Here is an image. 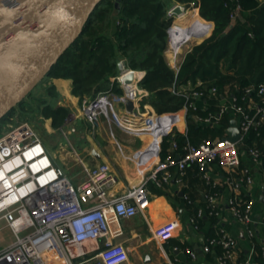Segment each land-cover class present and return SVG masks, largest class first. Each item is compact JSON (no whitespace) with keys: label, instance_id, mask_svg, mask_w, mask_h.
<instances>
[{"label":"built area","instance_id":"obj_1","mask_svg":"<svg viewBox=\"0 0 264 264\" xmlns=\"http://www.w3.org/2000/svg\"><path fill=\"white\" fill-rule=\"evenodd\" d=\"M168 15L176 16L170 15L169 11ZM206 23L209 26L207 29L211 30L212 23ZM179 26L171 22L165 49L166 59L175 71L196 42L189 36V30L180 34ZM130 72L135 73V70L124 62L113 80L122 83L123 77ZM202 85L199 79L186 85L173 82L170 87L172 94L184 98L180 109L161 113L142 112L136 114L134 121L117 120L114 105L127 97L132 98L137 89L135 84L125 89L124 94L107 89L98 92L92 99L84 97L80 109L91 127L97 124L100 115H105L117 121L130 135H159L155 147L158 150L163 138L173 135L177 129L174 118L166 115L181 114L186 121L191 116L203 126H219L224 115L235 119L240 132L237 140L227 138V133L207 136L196 143L190 142L186 136L181 146L172 140L171 146L178 151V156L171 152L159 159L153 164L149 178L156 180L157 173L166 172L172 166L177 167L183 176L187 167L196 165L201 178L215 187L218 180L211 178L208 167L212 163L218 164L226 171L225 183L231 190L232 195L228 199L230 211L243 224L251 247L236 264H257L253 258L259 241L256 232L258 220L253 214L254 196L250 189L256 182L257 173L264 185V139L261 148L256 144L248 145L246 140L253 131L259 135V127L264 124V83L246 86L240 99L228 93V89L224 90L227 96L222 99L219 88L211 87V96L219 99L213 111L208 109L213 105L200 88ZM147 94H141L139 99ZM198 99L201 103L196 102ZM197 109L206 112L195 113ZM191 110L193 114L189 113ZM183 133L187 135V127ZM83 172L84 179L73 185L65 169L55 164L40 135L29 122H22L0 136V264H122L128 260L127 247L115 238L122 233L120 221L143 212L147 206L145 182L129 189L124 195L109 197L107 190L116 180L109 164L83 165ZM214 195L208 196L209 214L217 213ZM202 213V209L197 210L198 215ZM193 218L192 222L195 221ZM172 229L173 224L169 222L155 232L163 238ZM6 232L11 237L6 236ZM236 245V238L221 228L217 236L207 239L201 252L206 253L212 246H220L222 250L217 254V262L226 264L232 258ZM83 247H90L95 254L78 260L80 253L76 250L81 251ZM259 247L260 255H264V245ZM186 252L191 259H197L194 249L188 247Z\"/></svg>","mask_w":264,"mask_h":264},{"label":"crops","instance_id":"obj_2","mask_svg":"<svg viewBox=\"0 0 264 264\" xmlns=\"http://www.w3.org/2000/svg\"><path fill=\"white\" fill-rule=\"evenodd\" d=\"M192 8L197 11V8ZM203 25L205 27V24ZM211 30L195 41L202 40L210 34ZM144 74L143 70H135V73H132V76L128 75L122 83L116 81L122 90L121 94H124L127 87H133L134 84L137 88L131 98L133 101L131 109H128L125 101L114 105L117 120L133 119L134 121L136 114L157 112L148 100L144 99L148 97L149 92L139 86ZM113 78L114 76L111 81H115ZM51 83L55 85L58 95L51 98L45 93L48 103L51 107L66 106L70 112L63 124L56 128L52 127L50 120L42 115L45 131L61 134L59 137L62 141L55 146L58 153H51L46 142L41 136L40 138L55 164L65 169L72 184L76 186L84 179L83 165L92 166L102 162L109 164L111 173L116 177L107 190L109 197L124 195L129 189L145 182L148 203L144 211L138 212L133 217L124 218L119 223L122 233L115 240L123 243L128 249V260L122 264H218L217 254L221 252V247L212 246L206 253L201 252V247L208 238L217 236L221 228L233 235L237 241L232 258L226 264H236L247 255L251 249L250 242L245 235L243 224L238 222L230 211L228 199L232 194L229 185L225 183L224 169L216 163L209 165L208 172L211 178L218 180L215 187L201 178L196 165L187 167L183 176L179 174L177 167L172 166L166 172L157 173L156 180L149 178L153 164L164 158L161 157L162 143L159 145V150L150 147L151 145L156 147L159 141L156 136H149L148 133H142L139 136L130 135L117 121L105 115H100L97 124L91 127L80 109L82 98L72 93V80L49 78L48 84ZM144 93L148 94L139 99ZM221 93L220 98L227 96L226 91L223 90ZM228 93L231 94L230 91ZM209 98L213 106L218 103L219 99L211 95ZM196 102L201 103V99ZM176 115V113L166 115L168 118H174V122L177 123V129L170 137L176 140V137L182 135L185 137V142L186 136L188 137V121L181 114ZM231 119L233 118H229L228 124L223 129V134L227 133L226 129ZM194 122L197 123L195 120ZM186 127L187 135L183 133ZM38 134L40 135L39 132ZM163 151L167 154L174 152L176 157L179 154L172 148L171 142ZM260 180V175L257 173L256 182L250 189L254 196L253 214L258 220L256 232L259 240L255 247L257 254L253 260L257 264H264V255H260L259 247L264 245V185ZM211 194H215L217 204L215 214L208 212V196ZM198 209H202L201 215L197 214ZM193 217L195 221L192 222ZM169 222L173 224L171 233L163 238L158 237L156 229H161ZM188 247L196 251L197 259H191L186 252ZM89 248L83 247L80 248L81 251L76 250L80 253L77 259L92 257L95 250ZM259 257H263L262 263L258 260Z\"/></svg>","mask_w":264,"mask_h":264},{"label":"trees","instance_id":"obj_3","mask_svg":"<svg viewBox=\"0 0 264 264\" xmlns=\"http://www.w3.org/2000/svg\"><path fill=\"white\" fill-rule=\"evenodd\" d=\"M177 2L186 8L193 2L198 17L210 21L213 27L209 35L191 46L175 71L164 53L168 43L167 29L172 20L168 11ZM231 12H234L233 18ZM197 33L191 30L189 36L196 38ZM120 60L133 70L145 71L139 86L149 92L144 99L158 113L179 110L183 104L184 98L170 91L173 82L186 85L199 79L207 98L211 95L210 88L215 86L219 88V97L228 87L240 99L246 86L264 83V1L101 0L82 32L46 77L71 79L72 93L80 98H93L108 88L121 94L117 82L111 81L119 73ZM44 90L51 98L58 95L53 83H47ZM39 103L43 106L42 115L54 128L63 124L70 112L63 105L51 107L45 96ZM208 109L213 111L215 106ZM11 111L5 117L10 116ZM204 111L197 109L195 113ZM189 113L193 114V110ZM229 118L224 115L219 126H203L188 117L189 141L196 143L207 136H222ZM259 131V135L252 132L246 140L248 145L262 147L264 124ZM175 139L180 146L184 144V136ZM172 140L170 136L163 138V150ZM163 150L161 157L167 155ZM258 260L262 263L263 257Z\"/></svg>","mask_w":264,"mask_h":264},{"label":"water","instance_id":"obj_4","mask_svg":"<svg viewBox=\"0 0 264 264\" xmlns=\"http://www.w3.org/2000/svg\"><path fill=\"white\" fill-rule=\"evenodd\" d=\"M100 1L0 0V120L46 76ZM183 13L179 3L169 10L170 15ZM123 64L118 63L119 69ZM125 103L132 108L130 97ZM229 124L227 138L235 141L240 137L236 120Z\"/></svg>","mask_w":264,"mask_h":264},{"label":"rangeland","instance_id":"obj_5","mask_svg":"<svg viewBox=\"0 0 264 264\" xmlns=\"http://www.w3.org/2000/svg\"><path fill=\"white\" fill-rule=\"evenodd\" d=\"M184 6V5H183ZM185 7V6H184ZM186 8V7H185ZM185 12L187 13L186 16H189L192 12L194 17H198L196 12L193 10L191 6L187 7ZM198 13V12H197ZM172 20L171 22L180 24V21L178 20V16H171ZM199 18V17H198ZM196 21V18L194 19ZM202 21V20H201ZM198 23V26L194 28L197 32L200 30L202 31V34L205 35L207 29L204 27L203 24L208 25L205 21H202L203 24L197 19L196 21ZM199 36V33H197ZM201 35V34H200ZM197 36V37H198ZM195 39V38H193ZM165 54V53H164ZM48 83V77L44 76L41 78V80L34 86V88L30 91L28 95L25 96V98L20 102L17 103L12 111L10 112V116H6L5 118L0 120V136L3 135L6 131L13 128L14 126H17L18 124L22 122H29L37 132L40 133V136L45 144H47V148L51 153H58L55 149V146L62 141V139L59 137L61 135L60 133H47L44 129V123L42 119V108L43 106L39 103V99L45 96V85ZM226 89L229 90L227 87ZM54 105V102L52 103ZM22 108V109H21ZM25 110V111H23ZM65 142V140H64ZM57 155V154H56ZM6 236L11 237V235L6 232Z\"/></svg>","mask_w":264,"mask_h":264},{"label":"bare ground","instance_id":"obj_6","mask_svg":"<svg viewBox=\"0 0 264 264\" xmlns=\"http://www.w3.org/2000/svg\"><path fill=\"white\" fill-rule=\"evenodd\" d=\"M186 12L185 13H183L182 15H180V17L178 18V20L180 21L179 23H181V26H179V27H177V29H178V32L180 33V34H184V32H185V30H189V31H193V30H195L194 28H196V26H198V23L196 22L197 21V19L200 21V22H202L201 21V19L200 18H198V17H194L193 16V14H192V12L190 13V15L189 16H186ZM193 18L195 19L196 18V21H194L193 20ZM203 23V22H202ZM207 26L208 25H205V27H206V29H207ZM209 27V26H208ZM196 31V30H195ZM209 32V29H207V31H206V33L205 34H207ZM199 36L198 37H196L195 39H198L199 37H201L202 35H204V34H202V31L200 30L199 32ZM179 34V35H180ZM201 34V35H200ZM156 138L159 140V135H156ZM152 149L153 148H155V146L154 145H151L150 146ZM150 148V149H151Z\"/></svg>","mask_w":264,"mask_h":264}]
</instances>
